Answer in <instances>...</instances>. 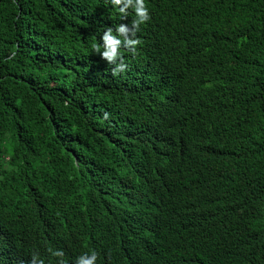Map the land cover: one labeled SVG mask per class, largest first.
<instances>
[{
	"label": "trees",
	"instance_id": "trees-1",
	"mask_svg": "<svg viewBox=\"0 0 264 264\" xmlns=\"http://www.w3.org/2000/svg\"><path fill=\"white\" fill-rule=\"evenodd\" d=\"M144 2L0 0V264H264V0Z\"/></svg>",
	"mask_w": 264,
	"mask_h": 264
},
{
	"label": "clouds",
	"instance_id": "clouds-1",
	"mask_svg": "<svg viewBox=\"0 0 264 264\" xmlns=\"http://www.w3.org/2000/svg\"><path fill=\"white\" fill-rule=\"evenodd\" d=\"M114 5H120L119 12L125 13V10L131 7L134 9L136 18L133 20V27H138L143 22L149 19V11L148 8L145 6L144 0H112ZM128 31L126 25H119L116 29L118 34H125ZM103 40V48L104 50L101 52L102 58H105L109 62H115L118 57H120V52L118 48L123 43L124 46H132L134 47L139 43L138 39H130L126 35L124 36L123 41L120 39L119 35H113L112 30L108 29L104 32L102 36ZM93 48L99 50L100 45L93 44ZM127 67L126 64L123 62L116 63L115 67L112 69L113 74L115 75L118 72L123 71ZM185 240L182 245L185 244ZM57 256H61V252L54 253ZM97 259V253L94 250H90L89 253H83L76 258L75 264H95ZM32 264H43V261H39L36 259L35 254L33 255V262Z\"/></svg>",
	"mask_w": 264,
	"mask_h": 264
}]
</instances>
